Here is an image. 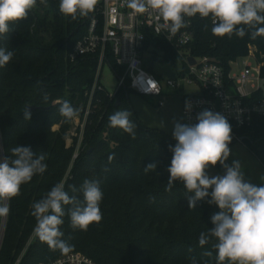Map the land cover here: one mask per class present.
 <instances>
[{
	"label": "trees",
	"instance_id": "trees-1",
	"mask_svg": "<svg viewBox=\"0 0 264 264\" xmlns=\"http://www.w3.org/2000/svg\"><path fill=\"white\" fill-rule=\"evenodd\" d=\"M59 3L37 0L28 17L10 24V33L0 37V47L14 53L12 60L0 68V161L11 156L12 147L24 146L34 155L45 154L47 164L43 174L21 185L19 195L0 202L10 209L0 216V264H43L66 255L50 249L34 235L32 205L61 181L71 196L70 186L78 189L86 179L100 182L103 218L87 231L73 230L67 215L70 206H64L66 214L60 229L62 239L73 246L69 253L81 252L98 264H192L193 259L196 264H217L212 248L216 241L210 238L208 244L200 246L199 235L214 227L211 217L220 209L207 202L209 196L190 210L187 195L192 194L180 181L166 190L173 156L169 146L177 142L172 134L150 128L139 119L129 101L133 90L128 82L111 94L99 79L103 88L93 94L83 131L79 127L68 145L74 120L84 117L97 59L84 56L72 61L70 57L87 33L92 12L73 20L59 11ZM211 28L210 18H195L194 40L187 49L195 56L213 59L226 73L232 72L233 62L253 50L261 65L263 84L251 99H263L264 37L251 39L248 32L243 38L235 34L218 37ZM163 47L165 61L180 59L169 45L163 43ZM107 61L119 77L124 74L125 68L113 57ZM44 93L50 97L47 103ZM64 100L78 109V116L71 121H65L58 111ZM27 105L30 121L23 117ZM119 109L132 113L129 119L136 125L134 138L109 126L108 117ZM241 133L247 148L264 166L263 121L255 118L253 125ZM151 163L157 164L156 169L145 171ZM75 195L83 200L82 193ZM206 251L212 256H204Z\"/></svg>",
	"mask_w": 264,
	"mask_h": 264
},
{
	"label": "clouds",
	"instance_id": "clouds-1",
	"mask_svg": "<svg viewBox=\"0 0 264 264\" xmlns=\"http://www.w3.org/2000/svg\"><path fill=\"white\" fill-rule=\"evenodd\" d=\"M96 3L97 0H60L59 11L75 20L77 16L91 13ZM36 4L37 0H0V37L10 33V24L26 19ZM127 6L136 14L154 10L173 34L187 26L185 17L199 14L200 18L211 19V32L215 36L235 34L243 38L248 32L251 39L264 37V0H128ZM13 55V51L0 47V68L6 66ZM49 98V94L44 93L45 103ZM29 105L23 110V117L30 121ZM190 107V102L186 101V110ZM58 111L65 121L78 116V109L68 100L60 104ZM131 115L128 110H116L108 117L109 126L118 127L134 138L136 125L129 119ZM196 119L195 124L174 121L172 135L177 143L169 146L173 156L166 190L180 181L187 193L192 194L187 195L190 210L196 208L197 201L209 196L207 202L219 207L220 211L211 217L214 227L199 235L200 246L208 244L210 238L216 241L212 248L217 253V264H264V185L247 182L238 161H233L231 166L225 163L230 155L231 125L222 114L205 109ZM10 152L11 156L0 161V202L19 195L22 184L47 170L43 153L34 155L24 146H14ZM218 162L225 174L210 178L207 169ZM156 167V163L148 164L145 171ZM70 187L71 196L65 191V182L57 183L33 203L31 213L36 219L34 235L50 249L63 254L73 248L62 239L64 233L60 226L66 214L64 206H70L67 215L73 230L87 231L91 224H99L103 218L100 209L103 192L98 180L86 179L78 189ZM77 192L82 193L83 200L77 198ZM9 211L8 206L0 203V216ZM203 255L211 257L212 252L206 251ZM192 264H196L195 259Z\"/></svg>",
	"mask_w": 264,
	"mask_h": 264
},
{
	"label": "built area",
	"instance_id": "built-area-1",
	"mask_svg": "<svg viewBox=\"0 0 264 264\" xmlns=\"http://www.w3.org/2000/svg\"><path fill=\"white\" fill-rule=\"evenodd\" d=\"M127 5L128 0H97L87 33L76 43L70 55L72 61L84 56H95L97 59L90 99L83 119L78 120L82 131L93 94L96 89L103 88L99 79L104 65H110L107 61L109 56L113 57L117 65L125 68L124 74L119 77L118 88L128 82L133 91L158 98V107H165L164 85L153 70L157 60L155 54L162 51L165 58L163 43L169 45L184 62L179 78L167 80V86L181 90L185 85H195L200 90L199 94L182 96L183 124H195L198 122V113L205 109L211 110L222 114L231 125V141L244 142L245 136L241 133L243 129L251 127L255 118H260L264 123V98L258 101L251 99L252 93L263 84L261 65L255 60L253 50L244 58V67L226 73L213 59L195 56L187 49L194 40L193 22L200 17L199 14L185 17L187 26L173 34L158 19L154 10L136 14ZM190 57L194 58V63L190 61ZM260 81L261 84L258 85ZM186 101L190 102V110H186ZM77 156L76 152L74 158ZM43 264L98 263L81 252H72Z\"/></svg>",
	"mask_w": 264,
	"mask_h": 264
},
{
	"label": "rangeland",
	"instance_id": "rangeland-1",
	"mask_svg": "<svg viewBox=\"0 0 264 264\" xmlns=\"http://www.w3.org/2000/svg\"><path fill=\"white\" fill-rule=\"evenodd\" d=\"M153 70L161 79L164 85L163 98L166 105L163 108L158 107V98L148 97L132 91L129 95V101L133 110L142 122L150 127L163 130L169 134L173 133L174 121L183 124L182 121V96L184 94H199L200 90L197 86L185 85L181 90H175L167 86V80L178 79L180 72L184 69V62L181 59L175 61H165L162 51L155 54ZM252 60V59H251ZM253 61V60H252ZM244 58H240L232 63L233 71H238L244 67ZM101 82L105 88L114 94L119 87V76L113 71L110 65L105 64L101 74ZM261 84V81L258 85ZM264 88V85H263ZM249 90L252 88L249 86ZM80 120L78 117L74 120V129L69 131L67 139L68 145L73 142V137L77 136ZM58 128V126H55ZM230 155L225 162L229 166L233 161H238L242 166V171L247 182L254 185H264V166L257 156L252 153L244 142L232 141L229 143ZM209 177L222 176L225 174V169L219 164L209 166L207 169Z\"/></svg>",
	"mask_w": 264,
	"mask_h": 264
},
{
	"label": "water",
	"instance_id": "water-1",
	"mask_svg": "<svg viewBox=\"0 0 264 264\" xmlns=\"http://www.w3.org/2000/svg\"><path fill=\"white\" fill-rule=\"evenodd\" d=\"M190 61L194 63L195 60H194L193 57H190ZM119 103H120V101L118 100V101H117V104H119Z\"/></svg>",
	"mask_w": 264,
	"mask_h": 264
}]
</instances>
